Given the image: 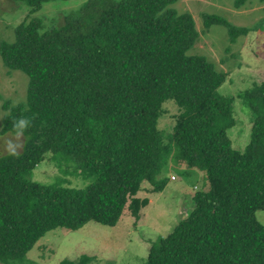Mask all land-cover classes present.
<instances>
[{
    "label": "trees",
    "instance_id": "trees-1",
    "mask_svg": "<svg viewBox=\"0 0 264 264\" xmlns=\"http://www.w3.org/2000/svg\"><path fill=\"white\" fill-rule=\"evenodd\" d=\"M17 1L28 13L13 39H0V57L27 82L22 101L2 103L0 137L12 133L13 117L33 121L20 155H0V263L28 264L26 251L57 227L114 226L125 208L138 220L148 205L136 196L142 184L161 191L160 174L183 162L184 176L204 172L206 190L194 192L187 215L149 241L143 264H264V223L255 217L264 209V79L238 93L250 122L245 142L233 144L235 95L217 91L223 71L188 53L199 32L189 13L174 10L177 0ZM247 1L234 0L233 8ZM68 3L78 7L62 25L42 29L40 18L27 17ZM212 23L224 25L231 41L250 30L203 14V31ZM166 100L178 113L163 136L156 120ZM50 155L87 183L32 180ZM89 260L81 253L60 264Z\"/></svg>",
    "mask_w": 264,
    "mask_h": 264
},
{
    "label": "rangeland",
    "instance_id": "rangeland-1",
    "mask_svg": "<svg viewBox=\"0 0 264 264\" xmlns=\"http://www.w3.org/2000/svg\"><path fill=\"white\" fill-rule=\"evenodd\" d=\"M233 2L234 0H177L172 7L178 14L189 13L199 32L188 53L205 55L216 70L225 73L224 81L217 91L224 97L235 95L234 116L238 123L230 137L233 144L241 145L245 142L250 120L242 110L238 93L264 79V2L248 0L237 10L233 8ZM77 7L74 3L60 8L46 5L27 17L40 18L42 29H47L62 25L67 12ZM27 9L20 1L0 0V39H13L14 28L28 13ZM203 14L219 15L231 24L245 25L250 30L231 41L228 29L222 24L212 23L203 31ZM26 82L27 76L20 69L7 72L0 57V126L2 117L6 114L2 108L3 101L10 100L11 104L22 101ZM177 113L178 108L172 101L166 100L161 104L156 128L163 136L170 132ZM10 135L0 137V155L4 153L3 143ZM70 165L65 162L59 164L50 155L33 169L32 180L82 188L87 180L83 179L78 169L74 170ZM182 167H185L183 162L170 164V168L160 174L165 177L166 183L159 192H151L149 184H142L136 196L148 198V205L141 209L138 220L131 217L125 208L114 226L88 221L75 230L57 227L48 231L26 251L28 264H60L64 257L73 259L81 253L90 256L88 264H143L149 241L157 235L167 233L178 220L187 215L193 206L194 192L206 190L203 171L194 169L184 176L181 173ZM255 217L257 221L264 223V209L257 210Z\"/></svg>",
    "mask_w": 264,
    "mask_h": 264
},
{
    "label": "clouds",
    "instance_id": "clouds-1",
    "mask_svg": "<svg viewBox=\"0 0 264 264\" xmlns=\"http://www.w3.org/2000/svg\"><path fill=\"white\" fill-rule=\"evenodd\" d=\"M33 118L21 115L12 119V133L3 143V152L9 156L20 155L25 143L30 139L25 133L32 127Z\"/></svg>",
    "mask_w": 264,
    "mask_h": 264
}]
</instances>
